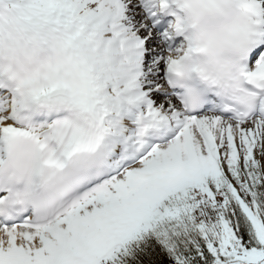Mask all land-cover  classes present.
Returning <instances> with one entry per match:
<instances>
[{"label": "snow or ice", "instance_id": "1", "mask_svg": "<svg viewBox=\"0 0 264 264\" xmlns=\"http://www.w3.org/2000/svg\"><path fill=\"white\" fill-rule=\"evenodd\" d=\"M0 264H264V0H0Z\"/></svg>", "mask_w": 264, "mask_h": 264}]
</instances>
